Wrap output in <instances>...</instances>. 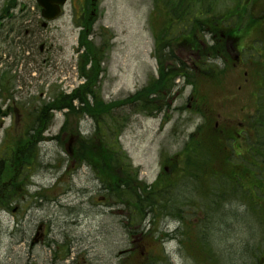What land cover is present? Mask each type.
Segmentation results:
<instances>
[{"label":"rangeland","instance_id":"obj_1","mask_svg":"<svg viewBox=\"0 0 264 264\" xmlns=\"http://www.w3.org/2000/svg\"><path fill=\"white\" fill-rule=\"evenodd\" d=\"M212 1L214 12L224 15L239 0ZM153 5V0H101L89 36L96 45L107 42L102 46L101 56L96 58L101 69L95 80L98 93L107 104L121 103L107 115V120L120 119L124 128L119 134L113 131L110 139L118 134L120 152L126 154L132 168L138 169L139 178L147 184L160 173L162 159L171 170L175 169L171 159L180 156L186 135L199 122L198 116L188 109L189 87L182 80L176 81L169 110L159 115L141 114L137 101L128 102L131 94L159 73L148 22ZM251 5L256 13L264 8V3L262 8L255 3ZM79 13L78 0H68L61 14L43 27L35 0H0V106L9 107V114L0 117V153L3 149L8 152V142L13 135L21 136L39 106L52 99L56 102L55 96L60 92L72 93L86 81L75 69V62L79 64L80 59L76 49L81 32L77 23ZM254 36L263 37V33L253 31L251 37L244 34V41ZM248 47L264 62L260 42L253 41ZM231 77L229 88L234 91L241 75L235 71ZM258 83L261 84V79ZM204 90L212 101L219 97L214 86ZM242 96L241 93L239 99ZM257 98L258 93L245 99L251 102L248 108L251 117L257 112ZM133 99L137 98L131 96ZM73 105L79 106L76 100ZM238 108L239 104H233L222 110L239 119L243 114ZM261 109L264 110V98ZM62 113L56 111L47 131L35 135L54 137L38 144L37 165H32L31 157L27 156L31 137L24 134V139L20 137L12 144L13 160H8L3 169L21 170L23 164L22 175L31 183L12 200L15 204H9L10 209L5 210L0 204V264H196L192 256L201 259L203 255L195 246L201 240L208 243L216 238L221 240L217 239L219 247H214L212 253L221 264H256V261L262 264L258 263V255L264 250V223L251 199L249 207L233 196L226 198L228 201L219 199L213 210L202 213H197L200 209L196 210L194 205H188L187 210L174 207L168 212L179 220L160 213L150 215L148 220L154 223H146L145 229L152 228V233L145 238L139 235L140 240L133 237L138 235L133 233L138 227L133 206L118 205V199L102 188L93 168L78 167L77 160L72 164L67 160L60 138L67 139V130L74 126V113L69 110L67 120H63ZM93 128L90 120L80 121L82 134H91ZM253 165L258 169L262 164L256 160ZM257 169L252 170V178ZM262 169L264 172V165ZM164 180L160 176L159 181ZM2 188L4 184L0 183V195ZM246 192L251 197H264V186L263 195L253 187ZM207 201L212 202L210 198ZM136 204L138 207V201ZM18 205V210L11 212ZM39 224H43L41 237L38 236L41 241L32 244Z\"/></svg>","mask_w":264,"mask_h":264},{"label":"trees","instance_id":"obj_2","mask_svg":"<svg viewBox=\"0 0 264 264\" xmlns=\"http://www.w3.org/2000/svg\"><path fill=\"white\" fill-rule=\"evenodd\" d=\"M252 3L260 5L259 0H252ZM153 4V9L150 12L151 28L153 23L162 27L161 33L159 32L157 37L160 44L156 54L159 60V76L158 78L150 77L144 88L131 95L137 99L131 100V96L128 99V102L132 103H136L138 100L141 108L149 112L158 110L165 105L168 107L167 99L171 95L176 77L185 78L187 83L193 84V90L198 94L201 85L204 83L208 87L209 85L215 88L219 87L220 82L226 76L227 69L232 66V48L237 45L248 24L252 23L256 32L261 33L263 31L264 24L260 19L264 18V8L259 12L260 15L249 16L248 0L236 2L235 6L224 14L228 17L225 20L222 18L224 15L214 12L212 0H153ZM244 16H246L245 20ZM80 20L82 30L79 34L78 44L82 52L80 53L78 69L79 74L86 81L69 95L60 94L56 97L54 105L58 109L69 108L74 113L76 123L83 115H88L93 119L95 123L94 132L90 136H79L75 143L76 160L78 163L85 162L91 165L96 171L99 183L111 197L115 196L118 199L116 200L117 203L123 207L125 204L133 206L135 218L138 217L137 223L139 224L146 211H153L155 208V200L158 194L155 192V188L164 185L159 192L162 194L170 188V184H166L168 180L165 179L147 189V186L137 180L136 173L132 170L125 154L120 152L119 147L115 144L116 138L110 139L111 133L113 131L118 133L123 125L117 118L107 120V115L113 109L121 106L120 101L117 105L104 103L95 85V80L101 70L96 58L101 56L104 51L102 46L107 42L98 45L92 42L89 39L92 20L86 16L81 17ZM209 39H211V43H208ZM165 47L168 48L167 53H163ZM182 49L194 55L190 63L181 61L176 54ZM248 58L252 60L249 62L248 79L253 81L254 78L260 76L264 80V75L261 73L264 62L261 57L249 55ZM207 59H211L213 62L207 64ZM216 59L222 61L225 66L220 67L214 61ZM257 93L262 96L264 87L258 88ZM206 98L207 93L205 92L203 100ZM73 100L77 101L78 107L73 105ZM65 115L67 120L69 113L66 112ZM251 125L257 134L264 137V110L261 109V106L257 109L255 116L252 117ZM204 128L213 130L208 122L205 123ZM260 136L254 145H258V148L263 150L264 141ZM205 144L216 146L219 141L211 136H205ZM256 154H261V152H256ZM213 159L212 149L207 148L203 155V161L195 158L187 160L189 169L187 168L185 175L201 183L202 173H205L207 168H212ZM6 176L14 178L15 170L11 169L1 174L0 180ZM204 187L205 192L210 191L206 184ZM1 192L4 195L5 191L2 190ZM2 199H0V203L3 204L4 200ZM136 200L138 207L135 203ZM263 217V214L260 215V220L264 221ZM201 245L204 246L205 255L201 259L194 258L196 264H221L219 258L211 256L209 253L211 249L204 241L201 242ZM258 256V263L264 261L263 251Z\"/></svg>","mask_w":264,"mask_h":264},{"label":"flooded vegetation","instance_id":"obj_3","mask_svg":"<svg viewBox=\"0 0 264 264\" xmlns=\"http://www.w3.org/2000/svg\"><path fill=\"white\" fill-rule=\"evenodd\" d=\"M243 87L242 84H239L237 85V89L238 90H241ZM238 96L237 95H232L230 98H233V104L236 103V98ZM188 107H191V104H193L194 102L196 103L197 99L196 97L190 93L188 95ZM247 106V103L244 102V110ZM228 125H232L230 126H226L224 129H226L225 131H227L231 137H233L234 139V143H236V148L237 149H242L244 147V151L247 152V147L244 146V143H245V136H249L250 134V126L248 123H246V121L242 122L241 120H237V119H234V118H228V120L225 121ZM229 128L230 131H228L227 129ZM246 144H247V141H246ZM237 155V154H236Z\"/></svg>","mask_w":264,"mask_h":264},{"label":"water","instance_id":"obj_4","mask_svg":"<svg viewBox=\"0 0 264 264\" xmlns=\"http://www.w3.org/2000/svg\"><path fill=\"white\" fill-rule=\"evenodd\" d=\"M65 1L66 0H37L42 7L41 14L46 19L55 18L60 12V5L64 4Z\"/></svg>","mask_w":264,"mask_h":264}]
</instances>
